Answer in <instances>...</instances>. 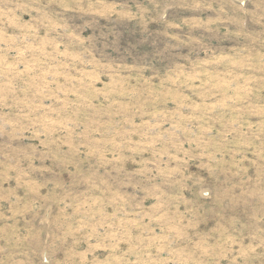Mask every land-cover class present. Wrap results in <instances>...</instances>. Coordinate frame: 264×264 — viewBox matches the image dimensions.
I'll return each instance as SVG.
<instances>
[{
    "label": "rangeland",
    "instance_id": "374dc122",
    "mask_svg": "<svg viewBox=\"0 0 264 264\" xmlns=\"http://www.w3.org/2000/svg\"><path fill=\"white\" fill-rule=\"evenodd\" d=\"M0 264H264V0H0Z\"/></svg>",
    "mask_w": 264,
    "mask_h": 264
}]
</instances>
